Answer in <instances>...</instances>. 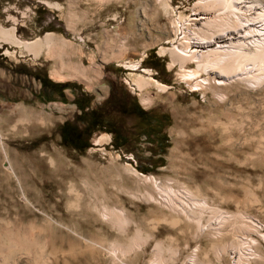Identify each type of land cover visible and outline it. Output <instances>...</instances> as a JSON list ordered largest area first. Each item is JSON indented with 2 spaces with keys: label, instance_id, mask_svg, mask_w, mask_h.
Returning <instances> with one entry per match:
<instances>
[{
  "label": "rangeland",
  "instance_id": "rangeland-1",
  "mask_svg": "<svg viewBox=\"0 0 264 264\" xmlns=\"http://www.w3.org/2000/svg\"><path fill=\"white\" fill-rule=\"evenodd\" d=\"M210 1L0 0V29L12 35L0 33V264H160L172 260L177 248L174 264H187L197 246L198 263L207 264L214 259L208 237L193 239L154 221L156 205L144 198L153 191L146 180L153 178L166 190L200 192L199 200L212 209L203 225L230 217L219 244L247 243L264 256V81L258 83L253 74L259 71L247 65L253 73L246 81L239 74L227 80L201 74L209 83L196 87L186 74L197 66L182 68L173 56L185 49L181 27L209 38L227 29L222 20H235L236 8L207 11ZM234 3L264 9V0ZM205 10L208 19H193ZM242 20L235 26L259 21L254 15ZM46 78L60 88L44 90ZM151 80L160 87L148 86ZM126 99L152 120L167 115L162 131L157 128L158 144L147 139L145 119L119 114L114 105L122 108ZM89 111L107 112L106 119L114 120L110 128L123 129L124 144L116 148L108 130L87 134ZM65 122L83 131L88 147L61 141ZM78 174L109 182L106 207L131 216L124 233L83 200L71 205L61 197L60 179L68 189ZM137 231L148 242L113 257V245L140 243ZM230 262L225 256L221 264Z\"/></svg>",
  "mask_w": 264,
  "mask_h": 264
},
{
  "label": "bare ground",
  "instance_id": "bare-ground-1",
  "mask_svg": "<svg viewBox=\"0 0 264 264\" xmlns=\"http://www.w3.org/2000/svg\"><path fill=\"white\" fill-rule=\"evenodd\" d=\"M234 1L211 0V3L207 7V11L213 10L212 8L217 5L223 8L234 7L238 11L235 20L229 19L226 21L222 20V22L220 21L224 24V26H227V29L222 31L223 33H219L218 35L209 38H201L196 35L194 31H190L189 33H187L188 29L184 27H181L180 29L181 33L185 34V49H182V53H173V56L179 59V63L182 68H185V64L189 62H192L197 66L196 70L191 71L188 75L186 74V77L196 82V87H204L209 83L208 78L201 80V74H205L207 76H209L210 74L216 75L218 78L220 77L224 80L225 78L227 80L228 78H230V76H232V78L234 79H238L239 76H233L239 74L240 78L242 77L241 79L246 81L245 78L250 76L249 73H253L251 68H253V70L259 71L258 74H253L256 81L258 83L260 81H264V9L260 10L256 5L255 7L257 9L254 7L240 6L239 4H235ZM204 15H208L206 10L203 13V16L195 15L193 19L205 20L206 17H204ZM252 15L256 16L259 21L250 22L248 20L245 23L243 22L244 24L235 26L242 19L244 20V18H246L247 16ZM206 22L208 21L206 20L205 23ZM213 23L215 24V22ZM200 24L203 26L205 25L202 22H200ZM206 25H209V23ZM0 33L4 39H9L12 36L10 32L3 29H0ZM248 33L250 36L248 35ZM188 34L189 38H187ZM37 45L38 42H35L34 44H28L27 46H29L28 49L30 51V49H34ZM247 65L251 66V68H248ZM245 66H247L248 69L245 68ZM70 68L74 69L73 66H70ZM221 83L222 80L218 81L217 84ZM152 85L160 87L159 83L154 80H151L148 84V86ZM45 158H47L46 155L43 156L42 159H40L41 161H43L42 164H44ZM51 158L50 161L52 166L55 168V170L56 167L58 169V164L54 159ZM26 162L28 161L26 160L25 163ZM38 162L39 161H37L36 163ZM9 169L14 172L10 164ZM58 171L59 170L54 171L55 174H58ZM78 177V180L81 181L82 186L78 185L79 183L77 180V183L71 185L70 187H68V189L66 187L67 183L65 182V178L62 177L60 179V182L57 184V186L61 190V197L64 198L68 203L70 202L69 204L71 205H78L83 200L85 202V205H90L92 210L97 212V214H100L101 218L105 222L116 223L118 225L120 233H124L125 227L132 223V220L130 218L131 216L129 215L127 210H116L106 207L108 203L107 197L104 196L103 193L105 192L106 185H109V182L106 180L94 181V179L88 174H78ZM146 181L147 183H151L153 186V191L146 193L144 195V198L147 202H151L156 205L157 210H154V212L159 215V220L156 219L154 220L155 222H159L162 220V223L165 222L172 228L176 227V229H178L179 232L183 235H191L193 239L194 237H208L210 242L212 241L213 244L211 245V248L213 249L212 252L214 253V259L207 258V264H221L222 259L225 256L230 257L231 264H251L253 262H264V256L259 252L253 253L250 248L251 246L249 244L248 246L246 242V245L244 246L241 242L237 245L235 243H232L231 245H228L227 243H218V241L223 238L222 235L224 227L231 223L230 217L222 215L213 219V222H211L212 220L208 221V223L204 222L206 223V225H203L206 214L208 215L212 209L204 198L199 200V198H202L199 195L200 192H196L195 194L191 193V191L187 189H185L184 192H175L171 189H163V187L159 186L155 182L154 178L147 179ZM110 182L112 184H119V181L113 178H111ZM122 191L124 190H121V192ZM72 199L74 200L73 202H71ZM24 200L26 201L25 197ZM212 212L214 213V211ZM136 236L138 237V239H142L138 231ZM260 237L264 241V236ZM148 239L149 236L144 241L139 240L140 243L134 244L128 248L121 245H113L110 248L111 254L115 258H117L119 255H121L122 257H124L125 255L128 256L133 251L140 250L141 247L148 242ZM160 244L161 243L159 242L156 244L155 251H159L161 247ZM252 244L254 245V243ZM184 248L187 249L188 244H185ZM198 250L199 247L197 246L192 251V257L188 260L187 264H199ZM179 255L180 249L177 248L173 251L172 260H163L160 264H174V262L178 260Z\"/></svg>",
  "mask_w": 264,
  "mask_h": 264
},
{
  "label": "trees",
  "instance_id": "trees-1",
  "mask_svg": "<svg viewBox=\"0 0 264 264\" xmlns=\"http://www.w3.org/2000/svg\"><path fill=\"white\" fill-rule=\"evenodd\" d=\"M42 87L45 89L50 88L51 90H57L58 88H60V85L50 81L49 79H44L43 81H41ZM111 99V97L109 98V100ZM127 102L124 103L123 107H117L116 105L115 108H118V112L120 115H129V116H138L141 119H145L146 120V128L147 132L146 133V137L147 139H149L150 136H152V140H150V142H156L158 144V140L155 141V136L157 137L158 135H160L161 131H162V125H160V121H162L163 123L167 124L168 122V117L167 115H165V113H162L158 116V118H155L156 120H152V116L149 112H144L141 108L138 107L137 102L135 101H129V99H126ZM88 104V102H87ZM85 103L82 104V102L77 103V108L82 112V114L86 115L87 112H83L85 110ZM88 115L90 116L89 121L86 124L85 129L89 130V132L87 134L90 133H94L96 131H110L111 133L114 134V141H113V145L118 148L120 147L122 144H124L125 142V138L123 136V129L120 127L118 128L119 131L111 129L110 125L111 123L114 121L113 118L110 119H106L108 116V113H99V112H94L93 111H89ZM119 115V116H120ZM149 118L151 120H149ZM87 127L89 129H87ZM119 127V126H118ZM151 127H155L156 130L153 131L152 129H150ZM157 128L161 129V131H158ZM61 133H60V137H61V141L62 142H66L69 143L72 146L78 147L79 149H84L86 147H88L87 142L83 139V131H78L75 126L73 124H70L68 122H65L63 124V126L60 128ZM162 138V142H166V137L165 134L160 136ZM159 137V138H160ZM158 138V139H159ZM160 138V139H161ZM72 139V140H70ZM82 141V142H80ZM165 149L166 146L163 145L161 147V149ZM163 152V150L161 151Z\"/></svg>",
  "mask_w": 264,
  "mask_h": 264
},
{
  "label": "crops",
  "instance_id": "crops-1",
  "mask_svg": "<svg viewBox=\"0 0 264 264\" xmlns=\"http://www.w3.org/2000/svg\"><path fill=\"white\" fill-rule=\"evenodd\" d=\"M56 82H61L60 80L56 79Z\"/></svg>",
  "mask_w": 264,
  "mask_h": 264
},
{
  "label": "flooded vegetation",
  "instance_id": "flooded-vegetation-1",
  "mask_svg": "<svg viewBox=\"0 0 264 264\" xmlns=\"http://www.w3.org/2000/svg\"><path fill=\"white\" fill-rule=\"evenodd\" d=\"M70 140H72V139H70ZM80 142H82V141H80Z\"/></svg>",
  "mask_w": 264,
  "mask_h": 264
}]
</instances>
